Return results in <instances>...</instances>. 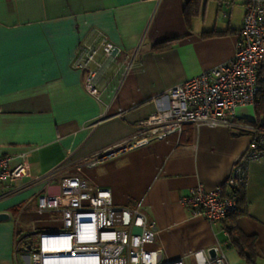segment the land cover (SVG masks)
<instances>
[{
  "label": "crops",
  "instance_id": "obj_1",
  "mask_svg": "<svg viewBox=\"0 0 264 264\" xmlns=\"http://www.w3.org/2000/svg\"><path fill=\"white\" fill-rule=\"evenodd\" d=\"M190 1L0 0V154L26 151L31 164L28 176L0 185V264H33L38 233L63 228L61 211L41 209L38 198L59 194L70 176L139 208L166 261L216 264L223 255V264H250L228 234L235 224L256 236V264H264V154L249 163L239 215L211 223L181 202L199 184L223 185L251 135L189 122L163 139L115 147L173 87L234 57L248 0ZM98 30L131 59L108 67L100 98L72 66ZM257 106H239L238 119L264 123V98Z\"/></svg>",
  "mask_w": 264,
  "mask_h": 264
},
{
  "label": "built area",
  "instance_id": "obj_2",
  "mask_svg": "<svg viewBox=\"0 0 264 264\" xmlns=\"http://www.w3.org/2000/svg\"><path fill=\"white\" fill-rule=\"evenodd\" d=\"M130 61L125 49L98 30L92 40L79 45L72 66L84 73L88 92L100 98L99 86L108 67L117 63L126 68ZM262 89L264 0H248L234 57L173 87L166 105L140 121L138 131L115 147H139L163 139L182 131L189 122L249 133L250 144L234 162L223 185L207 190L199 184L181 198L193 216L211 223L223 220L238 209L237 196L226 189L246 185L249 163L264 154L260 128L237 117V108L254 104ZM99 160L96 155L89 164ZM30 168L26 151L0 154V185L28 176ZM65 198L71 199L66 203ZM38 204L43 210L61 211L63 228L38 233V244L31 253L33 264H182L164 260L162 247H151L157 237L154 223L137 207L117 206L109 188L93 186L78 176L65 177L60 193L43 194ZM213 262L223 264L224 256H216Z\"/></svg>",
  "mask_w": 264,
  "mask_h": 264
},
{
  "label": "trees",
  "instance_id": "obj_3",
  "mask_svg": "<svg viewBox=\"0 0 264 264\" xmlns=\"http://www.w3.org/2000/svg\"><path fill=\"white\" fill-rule=\"evenodd\" d=\"M196 2H197V0H191L190 1L192 6L195 5ZM262 98H264V90L263 89L260 90L259 93L257 94V98H256V101L254 103L256 105V109L258 110L257 112H259V108L257 105ZM252 122L255 123L260 128V134L259 135H264V123L259 118H257L255 121H252ZM245 133H247V132H245ZM245 186L246 185H240L239 187L227 188L229 191H227V189H226V193H232V194H235L237 196L238 209L235 213L228 215L224 219H227V218L233 217V216H237L241 212H243V210H244L243 208H244V204H245ZM227 231H228V234H229L233 244L239 248L242 256H244L250 264H256V257H257L256 236L243 233L240 230V228L235 224L228 225Z\"/></svg>",
  "mask_w": 264,
  "mask_h": 264
},
{
  "label": "rangeland",
  "instance_id": "obj_4",
  "mask_svg": "<svg viewBox=\"0 0 264 264\" xmlns=\"http://www.w3.org/2000/svg\"><path fill=\"white\" fill-rule=\"evenodd\" d=\"M23 260H24V261H23L24 264H31V261H29L28 259H25V258H24Z\"/></svg>",
  "mask_w": 264,
  "mask_h": 264
},
{
  "label": "water",
  "instance_id": "obj_5",
  "mask_svg": "<svg viewBox=\"0 0 264 264\" xmlns=\"http://www.w3.org/2000/svg\"><path fill=\"white\" fill-rule=\"evenodd\" d=\"M6 217L5 214H0V218Z\"/></svg>",
  "mask_w": 264,
  "mask_h": 264
}]
</instances>
